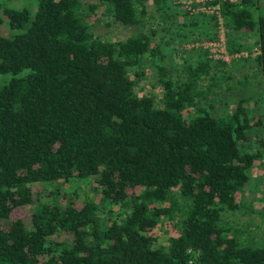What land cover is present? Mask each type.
Masks as SVG:
<instances>
[{"label": "trees", "instance_id": "16d2710c", "mask_svg": "<svg viewBox=\"0 0 264 264\" xmlns=\"http://www.w3.org/2000/svg\"><path fill=\"white\" fill-rule=\"evenodd\" d=\"M98 2L136 31L100 37L87 21L97 3L0 0L12 32L0 28V74H10L0 81V264H264V244L228 217L263 155L264 119L250 105H264V0L209 1L228 52L258 48L230 61L185 47L217 36L215 14L173 0ZM147 60L159 100L135 90ZM228 66H251L256 80ZM58 180L67 191L48 186ZM167 217L177 219L161 242Z\"/></svg>", "mask_w": 264, "mask_h": 264}, {"label": "rangeland", "instance_id": "374dc122", "mask_svg": "<svg viewBox=\"0 0 264 264\" xmlns=\"http://www.w3.org/2000/svg\"><path fill=\"white\" fill-rule=\"evenodd\" d=\"M4 1L7 5H15V6H22L25 3H30V0H1ZM174 1V0H173ZM84 3L91 2V3H97V6L94 8V10L89 14L87 17V21L90 23L91 28L95 33H97L100 37L104 39H120L124 38L127 35H130L134 31H136V28L133 26H124L120 23H117L112 20V17L110 15L109 10L107 7L103 4H100L98 0H83ZM35 4V2H34ZM178 4V3H177ZM179 5V4H178ZM180 6V5H179ZM154 9L153 4H151V10ZM2 16V23L0 24V28L3 34L9 35L12 33L8 29V25L6 22V18H4V15ZM154 21V22H152ZM157 18L151 19L152 24H156ZM246 42H249L250 44L254 41L253 38L248 37L245 39ZM255 46V45H254ZM186 47V46H185ZM254 48V47H253ZM183 55L181 53H177L174 57L175 62L177 64H181ZM240 60V59H237ZM145 68V74L142 77V79L139 81L138 85H136L135 90L139 94L149 93L152 92L156 96V98L159 100L160 92H161V85L157 82V67L156 65L150 63V60H147L144 64ZM228 70L232 72L235 76L241 77L242 72H247L249 74V79L251 81L256 80V73L253 67H231L228 66ZM9 73L0 74V81L5 80L9 77ZM258 89V88H256ZM258 90H255L252 92V102L253 99H257ZM258 114H262V118L264 119V105L262 103H255L254 105H250V109H253ZM262 136L264 137V129L262 130ZM257 146L254 144L253 148ZM263 155L259 157L253 168L250 170V180L246 184L243 196H242V205L241 209L236 211L235 213H229V221L233 222L232 224H236V227L239 232V229L242 228L243 232L241 235L244 236L246 242L251 245H261L264 244V146L261 147ZM82 186H79V192L80 193H93V186L92 182L89 180H81ZM48 186L55 187L59 186V190H64L65 187L67 189V185L63 184L61 181H51L49 182ZM61 187V188H60ZM74 186H72L73 188ZM56 188V189H58ZM55 194L50 195L49 197L43 196L41 197L43 200H54ZM60 193H58L57 197L55 196V199L59 198ZM95 201H98L99 196L95 195L93 197ZM115 204L112 202H106L104 201L103 207H111L114 210H117V206H114ZM24 212L26 211V208L23 209ZM178 217V215H177ZM177 218L174 217L171 218H164L162 221L158 224L156 227V231L159 234V239L161 242L165 241L167 235L173 233L172 229H174V223ZM26 221H28V218H26Z\"/></svg>", "mask_w": 264, "mask_h": 264}, {"label": "built area", "instance_id": "2783aa9c", "mask_svg": "<svg viewBox=\"0 0 264 264\" xmlns=\"http://www.w3.org/2000/svg\"><path fill=\"white\" fill-rule=\"evenodd\" d=\"M209 1L211 0H174V2L182 5L191 13L207 12L216 15L217 36L215 38L205 39L202 41L186 43L185 46L188 48L193 45H202L207 49L209 57L213 59H223L225 61H230L233 58L247 57L249 55L254 56L258 52V48L256 46L251 51L243 49L234 53L228 52L226 47L224 17L220 12L218 3L211 4ZM228 1L236 2L238 0ZM188 251H190V249H188Z\"/></svg>", "mask_w": 264, "mask_h": 264}]
</instances>
